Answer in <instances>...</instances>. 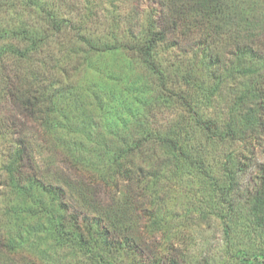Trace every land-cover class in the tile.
Segmentation results:
<instances>
[{"label": "clouds", "instance_id": "obj_1", "mask_svg": "<svg viewBox=\"0 0 264 264\" xmlns=\"http://www.w3.org/2000/svg\"><path fill=\"white\" fill-rule=\"evenodd\" d=\"M69 2L81 10L77 23L84 26V39L74 40L75 55L56 46L55 69L53 61L47 69L32 65L43 74L44 94L35 92L26 61L14 63L18 58L8 55L0 60V245L17 243L11 252L0 246V264H17L20 256L28 264H151L127 249H105L96 223L110 240L135 238L151 250L152 259L169 257V245L179 250L183 264H242L244 256L264 251V224H258L253 207V197H264V128L242 120L230 103V90L243 91L250 78L264 79V0H211V7L223 10L220 16L175 37L181 47L167 54L180 74L191 77L189 86L181 83L180 88L193 100L199 118L179 102L162 106L163 90L153 82L154 74L130 50L142 43L151 12L148 0H100L106 23L99 32L89 24L87 0ZM40 5L0 0V19L17 30L29 21V28L43 33L49 24L41 7L68 11L61 0H40ZM153 7L159 16L158 6ZM113 17L119 18L118 25ZM129 30L140 39L132 40ZM98 41L117 56L111 68L95 48ZM6 43L0 42V52ZM89 64L105 76L127 75L125 85L135 80L140 92L147 93L130 118L113 107L109 92L96 103L90 94L96 83L85 74ZM212 74L220 79L213 80ZM18 75L24 79L18 81ZM66 87L70 94H60ZM214 88L223 98L209 96ZM34 93L40 100L30 116L21 100ZM248 106L255 108V102L250 99ZM117 113L123 122L115 120ZM198 119L214 121L215 135ZM229 126L230 136L225 135ZM165 137L177 140L189 159L165 145ZM57 139L70 150L60 149ZM150 172L157 174L155 179ZM9 206L17 209L12 217L4 215ZM61 217L66 222L71 217L91 241L88 248L77 247L75 240L61 242Z\"/></svg>", "mask_w": 264, "mask_h": 264}, {"label": "rangeland", "instance_id": "obj_2", "mask_svg": "<svg viewBox=\"0 0 264 264\" xmlns=\"http://www.w3.org/2000/svg\"><path fill=\"white\" fill-rule=\"evenodd\" d=\"M61 2L68 9L67 13H65L63 9H59V10L56 9V10H57V14H59L60 17H64L67 20L65 22L67 25L66 29L62 31L61 33H52V31H50L51 34H49L48 36H47L48 34L47 29H45L43 33L36 32L37 34L35 33L32 34L33 36L37 35L36 36L38 37L37 41H40V42L44 41L43 43L36 46L35 48L32 47V42L29 39L24 37L25 33L24 34L22 33V30L24 27H26V29H31L28 27V24L30 23L29 21H22L20 29L17 30L16 28H13L11 24H8L4 20L0 19V42L7 40V43L4 47L3 52H0V60H3L4 55H8L10 58H13V57L18 58L13 61L14 63L26 61L29 65V68H28L29 75L32 76L33 82L37 86L36 88H39V91L41 90L44 91V87L40 83V76H42L43 74L42 73L37 74L36 70L32 67V65L42 64L47 69L50 67L49 62L53 61L54 63L51 64V68L55 69L58 63L57 57L56 55H54V52L57 50L56 46H58L59 51L65 54L75 55L77 49L74 44V40L84 39V35H83L84 26L77 23V16L81 15V10H78L76 8L75 3H70L69 0H61ZM28 3L35 4L38 7L41 6L40 0H28ZM87 4H88L87 16L89 19V24L92 25L94 31L99 32L102 29H104V25L106 23V21L104 20L105 10L103 9L102 3L100 2V0H87ZM163 4H164V0H148V7L151 10V12L148 18L147 26L144 27L143 29V32H144L145 29H147L152 23H155V24L157 23L158 25L162 26L168 31L167 40L163 44H161L157 50L158 59L160 60L162 64V68L166 72L167 84L166 86L163 85L161 82V79L156 76H154L155 79L153 82L158 83L159 87L163 90L162 95L159 97V101L162 106H167L169 103L179 102L187 109L189 113H191L194 116L193 111H196V110L193 107V100L190 97L185 96L183 89L180 88L181 83H183L186 87L189 86L191 77L188 74H180V68L178 64L173 61L172 55H168L167 53L169 52V49L171 48L181 47L179 39L175 38L177 34H179L180 36H183L186 33L191 32L193 28L201 24L207 23L209 17H206L205 16L206 13L204 12L203 13L196 12L194 15H191L188 19H184L183 16H181L182 14L179 11H176L175 19H176V22H178V24L176 27H174L173 25L169 26L168 24H166L167 19L163 20L162 18V16L164 15V14H161V11H163ZM154 5L158 6L159 8V11H160L159 16H156L157 9L153 7ZM114 7L117 10L119 8L118 5ZM41 10L42 11L47 10V14L49 13L48 9H46L45 7H41ZM29 11L34 12V9H29ZM72 13H76V16L72 15ZM220 14L221 13L216 14V15L214 14L212 17L218 18ZM137 15H139V11H137ZM40 19H45V18L41 17ZM46 21L47 19H45V22ZM119 22L120 21L118 17H113V24L118 25ZM128 36L132 40H136V39L138 40L139 38L131 30L128 31ZM22 44H23V47H21ZM96 46H100V48H103V46L99 43V41ZM28 49H29L28 54L25 56L24 55L21 56L20 52H26ZM181 51H183L185 54L187 53V49H181ZM245 54L247 53L244 51L243 55ZM104 57L106 61L109 63L110 68L113 64L116 63V60H117L116 55L104 53ZM216 62L221 63L219 58H217ZM3 67L5 68V70H7V67H8L7 63H5ZM60 70L64 72L65 76L68 75L67 71L63 67H61ZM85 74L90 79H94L93 76L96 75L95 67L89 64L88 67L85 69ZM96 78L97 79H94L97 82L96 88L92 89L93 91L90 92L93 99L99 105L100 99L104 95V93L109 92L113 100V107L117 109H122V115L124 117L130 118L133 115L135 109L138 106H140V96L147 94L145 92H140L138 82L135 80H130L125 85L124 81L128 79L127 75H117L113 73V74H109L105 76L104 74L101 73L100 69L97 68ZM19 79L23 80L24 78L18 75L17 80ZM212 79L219 80L220 79L219 74H212ZM263 81L264 79H261L259 77L250 78L249 81L247 82V86L244 87L243 91L230 90L232 93L231 101H230L232 109L239 110L240 115L246 114L248 112L246 110L250 108H247V107L245 108L242 105L243 99L245 98V96L248 97V95L251 93V90H253L254 87L258 86L259 82H263ZM170 82L172 84V87H169ZM97 90L100 92V96L96 95ZM218 93L223 98V93L220 92L218 88L209 90L210 97L215 96ZM182 97L187 98L190 104H185L181 102ZM101 110H103V108ZM260 112H262V115L264 116V112L263 111H260ZM256 113L259 114V112H256ZM114 118L117 119L118 121L123 122L122 116L119 113H117ZM263 127L264 126H262L261 128ZM57 145L59 146L60 149H63L64 151H66L65 147L63 146V143L57 141ZM201 170L203 171L204 175H207V173L203 169ZM149 174L154 175L156 173L150 172ZM155 178L156 177H153V179ZM118 190L119 189L117 188V191ZM16 211L17 209L15 207L9 206L7 211L4 213V215L7 217H12L16 214ZM27 211L32 214H35L32 209H27ZM145 213L153 214L150 210H147V209L145 210ZM70 220H72L71 217L68 218L67 222H69ZM2 223L3 221H0V224ZM98 227L101 228L100 224L98 225ZM36 229H39V225L36 226ZM57 236L59 237L61 242L65 241L63 238L59 236L58 232H57ZM23 239H24V236L21 234L20 240L23 241ZM0 246L7 248L11 252L17 247V243L15 240H12L11 242H3L2 245ZM137 249L138 251H133L132 249L131 251L129 250L128 252L134 256L140 257L141 260H144L147 257L148 259L151 260V264H165L166 262L169 261V259L173 257L175 258V260L179 259V264H183L180 258L181 253L179 252L178 249L174 248L171 245H169V250L171 253L170 256L166 258L161 257L159 259H152L151 250L142 248L141 245L139 244H138ZM17 264H28L27 258L20 256L18 258ZM31 264H36V262L32 261ZM242 264H245V263L242 262Z\"/></svg>", "mask_w": 264, "mask_h": 264}, {"label": "trees", "instance_id": "obj_3", "mask_svg": "<svg viewBox=\"0 0 264 264\" xmlns=\"http://www.w3.org/2000/svg\"><path fill=\"white\" fill-rule=\"evenodd\" d=\"M211 0H164L163 4V11H161V14H164L163 20H166V24L169 26L173 25L174 27L177 26L178 22H176L175 14L176 11H179L183 16L184 19H188L191 15H194L196 12L200 13H206V17H212L214 14L222 13V9L219 6L211 7ZM168 8L169 12L165 13L164 9ZM49 13L47 14V23L49 24V28H47L48 34L52 33H61L64 31L67 27L66 25V19L64 17H60L59 14H57L56 8H51L48 10ZM179 15V13H178ZM17 33V32H16ZM21 33V32H20ZM22 33L25 38L29 39L32 42V47H36L43 43L44 41L40 42L37 41L38 37L36 31H33L32 29H26V27L23 28ZM21 33V34H22ZM143 40L142 43H138L136 45H133L130 50H132L136 56L139 57L140 61L147 65L148 69L151 70V72L154 74V76L161 79V82L163 85L166 86V72L162 68V64L160 60L158 59V47L163 44L167 40L168 31L163 28L162 26L158 25L157 23H152L145 31L143 32ZM20 35V34H19ZM47 39V38H46ZM140 39V38H138ZM137 40V39H136ZM95 48L99 51H102L103 54H111L112 49L110 48H100V46H95ZM29 49L26 52H20L21 56H25L28 54ZM244 51L241 52V55H243ZM93 70V69H92ZM96 75H94V79H97V68H95ZM93 79V80H94ZM22 80V79H21ZM20 79L18 81H21ZM95 83H97L94 80ZM31 90V89H30ZM93 90L90 89V92ZM35 92L44 94V91H39V88H35ZM62 95L70 94V88H63L61 90ZM9 95L13 97V99H16V94L14 92H10ZM249 97V98H248ZM243 99V106L248 111L246 114H241L240 118L248 123L256 124L259 127L264 126V116L262 115V112H264V81L259 82L258 86L254 87L253 90H251V93ZM183 103L190 104L189 100L185 97L181 98ZM252 100L255 102V108L248 106V101ZM40 100V95H36L35 93L27 97L25 99L21 100V104L24 106L25 112L28 113L30 116H35V112L31 111V109L34 107L35 103H38ZM50 104L52 101H48ZM192 111V110H191ZM190 111V112H191ZM256 112H259L257 114ZM194 117L199 118V115L197 111H193ZM117 120V119H115ZM198 123L203 124L205 131H207L210 135H215L213 132V128L216 126L214 121L208 120V121H201L198 119ZM13 128L15 127V122L12 124ZM264 128V127H263ZM233 130L231 129V126H229L228 132L225 133V135H232ZM57 141L63 143L59 139ZM162 142L167 145L171 150L177 151L179 153V156L184 159H189L188 154L183 150V147L178 143L177 140L173 139L172 137H165L163 138ZM19 143V141H17ZM61 145V144H60ZM63 146L65 147L66 151H69L70 149L68 146L63 143ZM201 169L204 170V164L201 161L200 162ZM141 174H143V169L140 170ZM206 172V171H205ZM207 173V172H206ZM150 175V174H148ZM157 174L150 175L152 177H156ZM41 192H47L46 189H44L41 185L36 184L35 185ZM45 190V191H44ZM253 199L256 201L254 204V211L258 214V224H264V197H253ZM35 203H38L37 201H34ZM43 205H41L42 207ZM34 215V214H33ZM98 223L95 224L96 233H97V239L98 241L104 246L105 249L111 251L114 250H123L127 249L128 251H138V243L136 242L135 238L133 237H124L122 240L120 239H109L108 232H105L102 228L98 227ZM66 228H70L71 231L67 232ZM58 234L61 238L64 240L76 241V246L80 248H88L91 244V241L88 240L83 234H81V231L78 227H76L73 220H70L69 222H65L64 218L61 217L58 220ZM140 251V250H139ZM243 263L245 264H264V251H259L257 253H253L251 255L244 256ZM165 264H179V259H176L173 257L169 259L168 262Z\"/></svg>", "mask_w": 264, "mask_h": 264}]
</instances>
